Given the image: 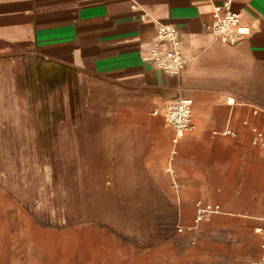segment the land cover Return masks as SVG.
I'll return each mask as SVG.
<instances>
[{"label":"crops","instance_id":"obj_1","mask_svg":"<svg viewBox=\"0 0 264 264\" xmlns=\"http://www.w3.org/2000/svg\"><path fill=\"white\" fill-rule=\"evenodd\" d=\"M224 1L0 0V140H61L64 169L72 160L86 185L123 194L121 236L95 232L76 264L259 256L264 144L251 138L264 131V0H229L248 28L234 42L206 28ZM159 23L177 27L188 58L175 74L150 59ZM176 96L192 99L195 127L173 140L164 106ZM197 198L220 210L179 230ZM51 263L47 251L0 247V264Z\"/></svg>","mask_w":264,"mask_h":264},{"label":"rangeland","instance_id":"obj_2","mask_svg":"<svg viewBox=\"0 0 264 264\" xmlns=\"http://www.w3.org/2000/svg\"><path fill=\"white\" fill-rule=\"evenodd\" d=\"M64 152L61 140H0V247L43 250L51 264H76V250L90 247L95 232L105 243L121 236L123 194L86 185L74 161L64 169ZM16 200L17 210L5 205Z\"/></svg>","mask_w":264,"mask_h":264},{"label":"built area","instance_id":"obj_3","mask_svg":"<svg viewBox=\"0 0 264 264\" xmlns=\"http://www.w3.org/2000/svg\"><path fill=\"white\" fill-rule=\"evenodd\" d=\"M224 11L222 13L213 11L211 22L206 28L216 35L220 40L234 42L240 36L248 32V28L240 23L237 12L229 6V0L223 2ZM151 61L167 73L175 74L181 70L188 58L184 56L180 48L178 30L174 24L159 23L149 46ZM192 99L187 96H176L169 100L164 106V116L174 129L173 140H177L187 130L195 127L191 118ZM230 131L226 129L225 132ZM254 144H264V131L254 130L251 138ZM220 205L217 202H209L201 198L194 201L193 223L186 226L179 225L178 229H192L199 221L207 218L211 213L218 212ZM262 241L260 243L259 256L251 261V264H264V225L256 226Z\"/></svg>","mask_w":264,"mask_h":264}]
</instances>
